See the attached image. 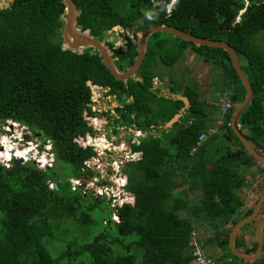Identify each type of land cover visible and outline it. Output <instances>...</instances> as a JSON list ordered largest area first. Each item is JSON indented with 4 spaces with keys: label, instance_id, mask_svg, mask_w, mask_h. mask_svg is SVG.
I'll list each match as a JSON object with an SVG mask.
<instances>
[{
    "label": "trees",
    "instance_id": "trees-1",
    "mask_svg": "<svg viewBox=\"0 0 264 264\" xmlns=\"http://www.w3.org/2000/svg\"><path fill=\"white\" fill-rule=\"evenodd\" d=\"M71 1L80 11L76 17L80 31L88 30L98 40L104 31L116 27L140 32L162 24L228 44L253 93L238 123L251 139L264 146V50L255 42V36L264 34V0ZM62 10L60 0H13L0 10V121H15L39 134L42 141L50 142L54 163L70 168L69 177L57 179L53 169L38 170L31 163L7 169L0 166V264H190L194 225L200 222L213 224V238H221L227 250L228 229L218 231L220 226L214 221L226 222L241 206L233 192L240 185V177L225 156L214 159L210 152L215 133L207 135L190 154L197 138L207 132L208 104L200 99L197 89L182 81L183 73L179 74L181 79L169 78V92L181 91L189 107L164 130L160 127L182 103L152 88V81L159 79L156 62L170 68L188 49L213 73L215 83L229 86V98L237 105L244 90L227 54L157 32L147 38L135 76L116 81L95 51L87 48L78 54L61 50ZM132 39L124 35L123 47L114 52V63L122 70L136 54ZM88 81L107 88L108 95L124 96L121 108L114 109L118 116L113 120L115 125L159 133L146 134L131 146V151L140 153L124 170V192L133 201L115 208L118 222L110 219L91 240H71L52 257L44 240L56 239L54 232L66 220L81 227L92 226L90 212L104 198H94L88 192L83 196L70 186V179L89 172L83 162L95 155L92 147L79 145L85 135L95 133L83 119L84 112L94 114L84 109L90 97ZM232 111L221 117L220 140L232 141L246 160L255 162L231 132ZM211 162L215 164L207 168ZM48 183L56 188H48ZM190 195H197V203L188 204ZM206 245L208 237L201 244ZM255 247L253 243L244 254H251ZM229 255L230 260L222 264L264 263V251L252 263Z\"/></svg>",
    "mask_w": 264,
    "mask_h": 264
},
{
    "label": "rangeland",
    "instance_id": "rangeland-1",
    "mask_svg": "<svg viewBox=\"0 0 264 264\" xmlns=\"http://www.w3.org/2000/svg\"><path fill=\"white\" fill-rule=\"evenodd\" d=\"M1 4L2 1L0 2V5ZM135 32L137 31L135 30L133 32L132 31L127 32V31H118L117 29L107 30L103 32L102 40L104 41V43L105 42L111 43V46H113L114 44L115 45L114 48L116 49L118 47H123L122 44H123L124 35L132 39V34H136ZM158 37L172 40L167 35H163V34H158ZM132 41L134 42L135 39H132ZM255 42L261 47L262 50H264V34L259 33L257 36H255ZM110 47H108L109 48L108 50H110L109 54L112 55ZM155 59L156 58L154 57V60ZM155 72L156 75L159 77V79L158 78L155 79L156 80L158 79V81L161 83L158 87H164V82L162 80L163 79L162 77L164 75L167 76L168 78L178 77L179 79H181L182 77L179 74L183 73L182 81L197 89L200 93L201 99L203 98L204 101L206 100L208 101V96L210 97L211 99L210 103H212L210 105V111H212L211 116L213 118H218L219 112L217 108L213 105L214 100L218 98V97L216 98V95L219 91L222 90L230 91V88L229 86L224 87L218 82L215 83L213 81L214 79V77L212 76L213 73L210 71L208 72L207 66L203 65L200 62V59L198 57L196 58L192 54V52H190L188 49H186L183 52L182 59L177 61L170 68H165L156 62ZM96 93L100 95L99 90H97ZM124 101H128V100H124ZM120 102L122 101L118 97H116L114 101L112 97L106 96V94L104 93L102 99H98V102L94 105V107L97 108L99 111L93 116L95 118L96 131L94 136L91 137L92 139L89 140V142L92 144V141L94 139L93 144L95 143L96 145L99 146L98 152L103 150V148L105 147L104 146L105 142L108 145H110V149H105L102 154H99V159L96 163L87 165V167L90 170L100 174L99 179L93 177L94 175L88 176L87 174H84L83 178H80L78 180L79 182L77 185L80 186L82 190H87L85 192L92 193L94 195L93 197L101 198L104 195L103 202L98 204L97 207L90 212V217L92 218L94 223L90 227H81L77 224L76 225L73 224L70 220H66L64 223L61 222L62 224L60 223L61 227L59 228V230L54 232L56 239L54 238L53 240L51 239L44 240V244L48 249L49 254L52 257H55L58 254V252L64 248L65 244L71 240H78L79 242H86L91 240L93 236H95L101 231L102 224L110 220L111 210L109 209V207H112V203L115 201L113 200V198H115L116 200L118 199L116 201V204H119L121 203V201L124 200V197L127 196L124 192V189L120 186L123 184V182H121L118 179L119 176H123L122 180L125 178L124 177L125 174L122 171H124L127 166L126 159L129 160L127 156L129 155L128 153H129V147L131 146V142L139 140L140 138H142L143 135L145 136L144 133L145 131H140L139 133L137 132L139 130H133V128L125 127V126H117L113 123L114 118L118 117L116 112L113 111V109L114 106L119 105ZM234 107L231 109H234ZM104 111H106L108 115L102 114L104 113ZM104 121H106V123H104ZM160 128L164 130L167 129L164 126V124ZM241 130L242 132L244 131V129ZM158 133L159 131L146 132V134H151L152 136H155ZM204 135L207 136L208 132H206ZM37 141L36 143H38ZM39 141H41V139ZM44 143L45 141H43V143H40V147L41 144ZM102 144L104 147L102 146ZM217 145L218 142L216 143V147ZM111 149H114V151H112ZM10 150L11 151L13 150L12 146L10 144H4V152L7 151V153H9ZM15 155L17 157H20L19 152H16ZM43 160L44 157H41L42 163L44 162ZM114 163L117 164V167L115 169H113ZM50 168L53 169V173L56 176L55 178L57 179H62L70 176L69 174L70 168L67 164H63L61 162L54 163L53 160ZM113 170H116L117 172L114 174ZM103 181H106V184H100V182ZM91 182L94 183V185H91ZM95 185L107 186L106 188L108 189V191H106L105 192L106 194H104L103 191H98L100 189H98ZM75 188L76 185L72 186L71 184V189H75ZM119 188H121V190ZM190 198L192 200L187 199L188 204L197 203L198 201L197 195L195 197H191L190 195ZM179 215H183V213H179ZM194 231L195 232L192 235V239L196 243L202 242L204 241V239L208 237V225H206L204 222L196 223L194 225ZM212 235L213 233L210 236ZM201 252L202 255L207 258L208 245L201 248Z\"/></svg>",
    "mask_w": 264,
    "mask_h": 264
},
{
    "label": "water",
    "instance_id": "water-1",
    "mask_svg": "<svg viewBox=\"0 0 264 264\" xmlns=\"http://www.w3.org/2000/svg\"><path fill=\"white\" fill-rule=\"evenodd\" d=\"M8 2H12L13 0H7ZM63 5V10L60 16L62 21V26L60 28V48L61 50H68L73 53L80 54L84 49H91L95 51L97 56L99 57V61L104 66V68L108 71V73L113 77L114 80L125 82L126 80L133 78L135 73L139 71V66L144 56L145 52V44L147 38L153 33H165L170 35L171 37L178 38L184 42H189L194 46H206V47H213L219 48L224 51L228 58L229 63L235 72L240 84L243 87L244 95L242 101L237 104L233 111L231 112L229 118V126L231 132L239 141V143L244 147V149L249 153V155L259 163L264 165V159L258 153L264 152V148L258 145L254 140H252L249 136L245 135L242 130H240L241 123H238V118L240 113L250 104L253 93L250 86V83L247 79L246 74L241 69L238 59L234 50L225 42L222 41H213L209 39H202L198 37L191 36L185 32L179 31L175 28H172L167 25H151L145 28L143 31L136 32V38L133 44L135 45V57L132 63L124 70H122L120 65L115 66L114 61L116 58H110V54L108 53V46L105 45L103 40H98L96 37L90 34L88 30L80 31L79 27L76 25V17L79 10H76L74 4L71 0H60ZM238 18H236L237 20ZM113 29H117L118 31H122L120 27H116ZM115 47V45L113 44ZM179 94H171L168 89H166V96L170 97L172 100H178L182 103V107L175 113L173 116L164 123V126L168 129L174 123L178 121L180 116L184 113V111L189 107V102L186 97L181 95V91L178 92ZM262 123H264V114L261 117ZM31 154L28 152L27 156ZM11 165L13 167H18L22 165V159L20 158H13L11 160ZM208 168V166H207ZM53 188L56 186L53 184ZM264 200V193L258 198L253 210L251 213L240 221H238L231 229L228 235V249L230 250L231 254L247 263H252L256 259H258L261 255V242H260V230L262 225L264 224V219L259 221L255 228V250L249 254L245 255L236 250L233 246V237L236 231L247 222L252 220L262 201ZM118 218V215H117ZM119 219V218H118Z\"/></svg>",
    "mask_w": 264,
    "mask_h": 264
},
{
    "label": "crops",
    "instance_id": "crops-1",
    "mask_svg": "<svg viewBox=\"0 0 264 264\" xmlns=\"http://www.w3.org/2000/svg\"><path fill=\"white\" fill-rule=\"evenodd\" d=\"M162 78L164 82V87H156V88H159L158 90L160 93L166 95V89H168L166 87L167 84L165 83L167 81V76L164 75ZM160 84L161 83L157 81L156 86H159ZM170 84L171 82L169 83V85ZM222 91H226V90H222ZM222 91H219L217 93L216 98L218 97V95H220ZM226 92H228L230 96V92L229 91H226ZM217 99L214 100L213 105L217 108L219 112L218 118H213L211 116L212 111H210V105L212 103H210V100H211L210 97L208 96V101L207 100L205 101L208 104V108H209L208 109V112H209L208 129H207L208 136L214 133L217 134V136L215 137V141L212 142V148L210 147V152L214 154V159H216L218 155L225 156L226 157L225 160L229 162L232 170L238 175V177H240L239 179L241 181L239 187L233 190L236 198L241 202V206L239 207L237 212L230 215L228 217V220L224 223H221L219 219L214 221L215 225L220 226L218 231L228 229L227 250L225 249V247L222 246V243L219 241V239L221 238H215V237L213 238L214 236L213 224L208 223V256L207 258L212 263L222 264L223 261L230 260L229 254H231V252L228 249V235L232 227L242 218H244L245 216L251 213L258 198L264 193V174L262 173V171H260L256 167L255 165L256 162H252L251 160L249 161L246 160V156L243 153L239 152V149L232 143V141L223 142L220 140L223 138V135H222L223 132L219 133L218 126L220 125L221 120H222L221 118L222 113L217 106ZM243 132L246 134L245 129ZM205 137L206 136L204 135V138ZM217 142H218V145L216 147ZM261 147L264 148L263 145ZM245 153L249 155V153L246 150H245ZM258 154L261 156H264V152L260 151ZM214 164H215L214 162H211L208 165V168H211L212 165ZM247 211H250V212L247 213ZM263 219H264V200L262 201L255 217L249 222H247L245 225L241 226L236 231L233 237V246L236 248L237 251L244 254L246 250L251 248L252 244L255 243L256 225L259 221ZM212 233L213 235L210 236ZM191 241H192V238H191ZM260 242H261V247H262L261 248V254H262V252L264 251V224L262 225L261 230H260ZM195 244L196 246L199 247V250L201 251V248H203V246H201L202 242H197ZM245 255H249V254H245Z\"/></svg>",
    "mask_w": 264,
    "mask_h": 264
},
{
    "label": "built area",
    "instance_id": "built-area-1",
    "mask_svg": "<svg viewBox=\"0 0 264 264\" xmlns=\"http://www.w3.org/2000/svg\"><path fill=\"white\" fill-rule=\"evenodd\" d=\"M86 85L88 86V88L90 90V97H89V102H87L85 104L84 109H86V111L89 110V112H93V111L98 112L99 110L97 108H95L94 105L98 102V99H102V96L104 93L107 94L108 90L107 89L105 90L102 87H99V86H97V85H95L89 81L86 83ZM156 85H157V80L154 79L152 81V86L158 87ZM97 90L100 91V95L96 93ZM217 106L223 115L228 110H230L231 108H233L236 105L230 100L229 93L226 91H222L220 93V95L218 96ZM95 112H93V113H95ZM93 116H89L88 114H85V112L83 113V119L86 122V125L88 127H90L91 130H93L95 132L96 131V128H95L96 124H95V118ZM137 132L140 133V131H137ZM94 134H93V136H94ZM31 136L34 137L36 135H34L24 125H21L15 121H11V120L0 121V166L7 169L11 166V160L13 158H20V159H22V164H26L28 162L32 163L36 167V169H38V170H44V169L50 168L51 163L53 161V159H52L53 155L51 154L50 142L45 140V143L41 144V147L43 150L39 154L38 148L40 147V143L32 142L30 140ZM93 136L85 135L84 139L79 144L83 148L84 147H92V150L95 153V155L90 160L83 162V165L87 169H89L87 167V165L96 163L98 161L99 154H102L105 149H110V145H108L105 142V144H104L105 147L103 146L104 147L103 150L98 152L99 146L96 145L95 143L93 144L94 139L92 141V144L89 142V140L92 139L91 137H93ZM142 137H144V135ZM203 138H204L203 135H200L197 138L195 145L190 149V154H192L195 151L196 147L202 142ZM21 143H23V144H21ZM4 144H10L13 148L12 151L11 150L9 151V156L7 158H5L3 156V154L5 153L4 152ZM133 144L137 145L138 140L132 141L131 146ZM131 146L129 147V153H128L129 155L127 156V158H129V160L126 159V164L130 161H134V160L138 159L139 154H140V153L138 154V152L131 151ZM14 150L16 152H20L21 156L15 157L16 152ZM111 150L114 151V149H111ZM28 152L31 154L30 156H27ZM42 155L44 157L43 163L40 161L39 157H37V156H42ZM45 156H47V157H45ZM255 165L264 174V165H262L261 163H258V162H256ZM116 167H117V164L114 163L113 169H115ZM116 172H117L116 170H113L114 174ZM122 172L124 173V171H122ZM122 178H123V176H119L118 180L123 182V184L120 186L124 189V187L126 185V177L123 180H122ZM70 181H71L70 183L72 184V186L76 185V188H78V186H77L78 182H79L78 180L72 179ZM118 187H119V185H118ZM48 188H53V184L48 183ZM98 189H100L98 191H104V194H106L105 192L108 191V189L106 187H99ZM119 189L121 190V188H119ZM125 194L127 196L124 197V200L121 201V203L116 204V201L118 199L116 200L115 198H113V200H115V201L112 203V207H109L112 210L111 220L114 222H118V218L116 215V209L115 208L120 207L123 203L128 204V203H131L133 201V197L131 195H129L126 192H125ZM195 243L196 242L192 239L191 244L193 246V251H192L193 259L191 260V263L192 264H215V263H212L211 261H209L208 258H206L202 255V252L199 250V247L196 246ZM262 264H264V263H262Z\"/></svg>",
    "mask_w": 264,
    "mask_h": 264
},
{
    "label": "flooded vegetation",
    "instance_id": "flooded-vegetation-1",
    "mask_svg": "<svg viewBox=\"0 0 264 264\" xmlns=\"http://www.w3.org/2000/svg\"><path fill=\"white\" fill-rule=\"evenodd\" d=\"M2 1V4L0 5V10L2 9H6V8H8L9 7V5H10V3L11 2H8L7 0H0V2ZM106 45V44H105ZM108 47H110L109 45H107ZM113 48V49H112ZM109 49V48H108ZM110 49H111V52H112V55H110V58H116L115 56H114V52L116 51V49L114 48V46H111L110 47ZM109 51L110 50H108V53H109ZM114 63V62H113ZM114 65L115 66H117L115 63H114ZM167 85H169V83H170V80H169V78L167 77V81L165 82ZM166 85V86H167ZM152 88L153 89H159V88H156V87H153L152 86ZM103 89H107V88H103ZM159 91V90H158ZM177 94H179V93H177ZM106 96H109V97H112L113 99H114V101H115V98H116V96L115 95H108V94H106ZM164 97H168V96H166V95H163ZM170 98V97H169ZM119 99H121V101H122V99H125L124 98V96H120L119 97ZM118 102V101H117ZM124 102H127V101H124ZM121 106H122V102H120V104L119 105H115L114 106V109L115 108H121ZM113 109V111L115 112V110ZM93 112H95V111H93ZM104 112H106V111H104ZM97 112H95L93 115H95ZM108 115V114H107ZM115 118H117V117H115ZM104 123H106V121H104ZM30 130V129H29ZM113 130H115V129H113ZM150 131H152V130H150ZM145 133V135H146V132H144ZM34 135H36V136H34V137H30V140L32 141V142H35L36 143V141L38 142V143H43V141L41 140V141H39L40 140V138H39V134H37V133H33ZM21 144H23V143H21ZM102 146H103V144H102ZM42 147H39L38 148V153L40 154L41 152H42ZM32 164V163H31ZM36 168V167H35ZM89 170V172L87 173H85V174H87L88 176H91V175H94L93 177H96V178H98L99 179V176H100V174H98L97 172H93L92 170H90V169H88ZM81 172H82V170H80ZM84 175V174H83ZM83 175H81V176H79V177H77V178H75L76 180H79L80 178H83ZM70 180H72V179H70ZM100 184H106V181H103V182H100ZM91 185H94V183H92L91 182ZM97 188H99V187H107V186H99V185H95ZM77 190H79V191H81L82 192V194H83V196L85 195V191H87V190H82V188L80 187V186H78V188H76ZM104 192V191H103ZM88 193H90V192H88ZM100 194H101V192H100ZM99 194V195H100ZM90 195L91 196H94L92 193H90ZM102 196V195H101ZM104 196V195H103ZM102 196V197H103ZM101 197V198H102ZM94 198H97V197H94ZM98 199H100V198H98ZM110 209V208H109ZM111 210V209H110ZM111 213H112V210H111ZM117 215V214H116ZM110 219H111V214H110Z\"/></svg>",
    "mask_w": 264,
    "mask_h": 264
},
{
    "label": "bare ground",
    "instance_id": "bare-ground-1",
    "mask_svg": "<svg viewBox=\"0 0 264 264\" xmlns=\"http://www.w3.org/2000/svg\"><path fill=\"white\" fill-rule=\"evenodd\" d=\"M240 130H241V127H240ZM245 135H247V134H245ZM253 140V139H252ZM257 143V142H256ZM258 144V143H257ZM259 145V144H258ZM15 151V150H14ZM19 155L21 156V153L19 152ZM3 156L5 157V158H7L8 156H9V153H7V151H5V153L3 154ZM15 157H17L16 155H15ZM37 157H39V159H40V161H41V157H43V155L42 156H37ZM262 158L264 159V156H262ZM255 162H258V161H255ZM259 163V162H258ZM263 165V164H262Z\"/></svg>",
    "mask_w": 264,
    "mask_h": 264
},
{
    "label": "clouds",
    "instance_id": "clouds-1",
    "mask_svg": "<svg viewBox=\"0 0 264 264\" xmlns=\"http://www.w3.org/2000/svg\"><path fill=\"white\" fill-rule=\"evenodd\" d=\"M173 3H176V0H173Z\"/></svg>",
    "mask_w": 264,
    "mask_h": 264
}]
</instances>
